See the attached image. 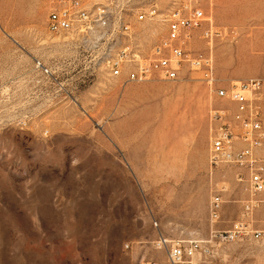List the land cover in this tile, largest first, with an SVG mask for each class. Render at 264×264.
I'll use <instances>...</instances> for the list:
<instances>
[{
	"label": "rangeland",
	"instance_id": "1",
	"mask_svg": "<svg viewBox=\"0 0 264 264\" xmlns=\"http://www.w3.org/2000/svg\"><path fill=\"white\" fill-rule=\"evenodd\" d=\"M57 3L0 0V264L163 262L159 236L206 242L239 222L199 264H264V194L244 215L248 172L209 161L214 113L234 109L216 91L264 80V0H194L207 22L184 50L211 55L213 88L188 66L123 86L103 65L123 25L144 50L163 37L138 16L171 0H85L92 30L72 34L47 28Z\"/></svg>",
	"mask_w": 264,
	"mask_h": 264
},
{
	"label": "built area",
	"instance_id": "2",
	"mask_svg": "<svg viewBox=\"0 0 264 264\" xmlns=\"http://www.w3.org/2000/svg\"><path fill=\"white\" fill-rule=\"evenodd\" d=\"M85 0H58L50 13L47 28L51 33L72 34L80 28L92 30L89 16L83 8ZM139 22H151L163 28L160 37L148 50H144L130 33V27L123 25L122 37L128 42L125 47L108 48L102 57L103 65L112 78H122L123 86L132 83H146L155 79L174 81L184 66L202 70L204 81L213 88V64L210 54L189 53L184 45L191 40L192 32L207 22L206 15L194 0H171L166 15H157V10L139 15ZM108 21H105L106 25ZM212 26L204 31L203 37L211 40ZM42 66L38 64V68ZM48 73V72H46ZM234 109L215 112L216 125L210 147V165L217 169L221 165L235 166L248 172L247 190L250 199L244 205L248 216L263 203L264 194V80L251 79L239 82L230 89L216 91ZM240 180L242 174H238ZM222 197L216 195L210 204V218L216 223L220 219ZM247 225L239 222L226 232L214 231L209 240L166 239L159 236L153 243L156 251L165 260H144L140 264H199L197 256L210 252L213 245L234 243L247 233Z\"/></svg>",
	"mask_w": 264,
	"mask_h": 264
}]
</instances>
